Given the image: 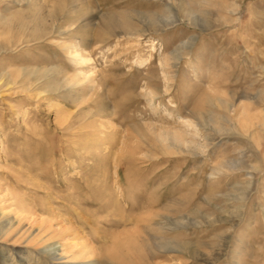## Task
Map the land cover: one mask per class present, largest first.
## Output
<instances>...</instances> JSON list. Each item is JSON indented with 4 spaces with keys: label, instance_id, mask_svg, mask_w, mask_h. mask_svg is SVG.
Segmentation results:
<instances>
[{
    "label": "rangeland",
    "instance_id": "374dc122",
    "mask_svg": "<svg viewBox=\"0 0 264 264\" xmlns=\"http://www.w3.org/2000/svg\"><path fill=\"white\" fill-rule=\"evenodd\" d=\"M0 211V264H264V0H0Z\"/></svg>",
    "mask_w": 264,
    "mask_h": 264
},
{
    "label": "bare ground",
    "instance_id": "6f19581e",
    "mask_svg": "<svg viewBox=\"0 0 264 264\" xmlns=\"http://www.w3.org/2000/svg\"><path fill=\"white\" fill-rule=\"evenodd\" d=\"M62 6V5H61ZM34 15V14H33ZM110 15V14H109ZM114 15V14H113ZM113 19V17L112 16H110V17H108V18H106L105 20L106 21H110V20H112ZM115 20V19H114ZM105 22V21H104ZM105 23H107V22H105ZM104 23V24H105ZM114 23V22H113ZM112 23V24H113ZM130 23V22H129ZM124 29H123V33L124 34H126L127 36H134V35H137L138 33H140L141 31H138V29L136 30L135 29V27L133 28V27H131L130 25H128V24H124ZM157 27H159V26H157ZM75 52V57H77V59H78V61L79 62H85V59H86V57H84L83 56V54H81L77 49L76 50H74ZM72 52V51H71ZM171 55H173V53H171ZM173 57V56H172ZM89 60V59H88ZM87 61V60H86ZM166 61H168V58L166 59ZM92 63V62H91ZM166 63V62H165ZM82 66H84V65H82ZM87 67V66H86ZM94 65H93V68H92V66L89 68V70H88V72H86V71H84L85 73H82L83 71H81V73H82V78H80V77H77V78H80V79H82V80H92V82L95 80V78H96V72H95V70H94ZM168 69V68H167ZM82 70V69H81ZM59 72V71H58ZM163 75V74H162ZM79 76V75H78ZM70 77V76H69ZM68 77V78H69ZM74 77H76L75 75H74ZM56 79V78H55ZM145 79V78H144ZM69 81L68 79H65L64 81ZM75 80H76V82L75 83H78L79 82V79H76L75 78ZM74 80V81H75ZM81 80V81H82ZM66 81V82H67ZM65 82V83H66ZM73 84L74 82L72 81L71 82V80H70V83L69 84ZM94 83V82H93ZM157 93V91L155 90V89H149L148 90V92H146V94L148 95V96H151V97H153L155 94ZM196 115V114H195ZM195 120V119H194ZM181 123V122H180ZM150 124V123H149ZM183 124H185V126H189V127H192V122L189 120V119H186L185 121H183L182 122V124H181V126L180 127H178V128H175V129H170V127L169 128H167V129H165L164 128V130H161V131H159V133H158V135H156V136H158L159 137V141L161 142V143H169V144H172V145H176L177 146V148H183V147H185L186 149H188V150H190V151H201L200 150V148H199V146H198V143L195 141V135L197 134L196 132H192L191 130H190V132H188L187 130H185V128H184V125ZM152 125V124H151ZM150 127V126H149ZM177 127V126H176ZM156 128V127H155ZM158 129V128H157ZM163 129V128H162ZM190 129V128H189ZM193 129V128H192ZM155 136V137H156ZM189 137V139H187L188 137ZM205 145V144H204ZM207 146V145H206ZM196 153V152H195ZM21 206V205H20ZM1 212V211H0ZM19 212H16V214H18ZM20 215L18 214V217L19 218H21V217H28L26 214L28 213L27 212V210L26 209H24L23 207L21 208V210H20ZM1 216H0V219L2 220L3 219V222H0V233H6L7 232V230L9 229V226L12 224L11 223V221L10 220H8L7 218L5 219V217H6V213L5 212H2L1 214H0ZM5 219V220H4ZM48 224V223H47ZM50 225V224H49ZM65 232V231H64ZM61 246V244L59 243L58 244V246H55V247H52V248H49V249H51V251H53V257H56V255H57V258H62L63 257V255L61 254V253H57L56 251H58L59 250V247ZM91 249V248H90ZM90 249H88V251L90 250ZM45 251H46V248H45ZM87 252V251H86Z\"/></svg>",
    "mask_w": 264,
    "mask_h": 264
}]
</instances>
